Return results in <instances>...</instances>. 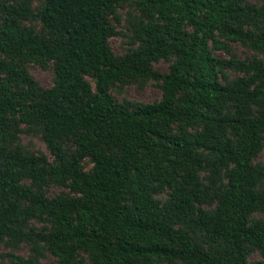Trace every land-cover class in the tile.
Segmentation results:
<instances>
[{"label":"trees","instance_id":"trees-1","mask_svg":"<svg viewBox=\"0 0 264 264\" xmlns=\"http://www.w3.org/2000/svg\"><path fill=\"white\" fill-rule=\"evenodd\" d=\"M122 1L44 0L47 36L21 30L18 19L31 14L29 3L7 6L0 52L20 61L53 60L56 78L43 88L14 59L0 60L6 73L0 120L9 124L11 113L41 124L55 161L0 144V237L42 241L59 264H83L81 249L97 264H264L248 260L253 246L264 253V220L252 219L264 210V164L253 162L264 141V62L221 60L209 46L222 32L252 41L264 54V28H244L245 20L264 23V9L245 0H137L150 19L138 24L147 36L139 50L118 57L107 15ZM171 54L177 59L169 73L151 69ZM226 66L250 74L224 84L219 69ZM152 75L163 81L157 102L132 108L111 92L119 80ZM178 120L203 128L172 134ZM65 137L75 141L74 152L63 145ZM197 148L215 153L208 184L200 175L207 157ZM87 157L94 162L89 172L81 168ZM48 180L69 184L78 195L49 198L41 188ZM164 186L173 188L166 202L154 195ZM44 214L53 221L49 231L22 228ZM188 228L202 231L203 241Z\"/></svg>","mask_w":264,"mask_h":264},{"label":"rangeland","instance_id":"rangeland-1","mask_svg":"<svg viewBox=\"0 0 264 264\" xmlns=\"http://www.w3.org/2000/svg\"><path fill=\"white\" fill-rule=\"evenodd\" d=\"M27 2L31 7V14L27 17L18 19V23L22 31L32 29L41 36H47L48 31L43 26L40 18V12L44 6V0H0V28L4 26L5 19L9 17L6 8L10 4L19 5ZM245 4H254L264 9V0H245ZM108 21L115 27L116 34L109 38V44L113 52L118 57H124L139 50L144 45V38L147 36L144 31H140L138 24H145L150 19L146 11L142 8L137 0H127L117 3L107 15ZM183 28L192 32L191 24H184ZM245 29L260 31L264 28V23H256L253 20H245ZM215 37L218 43L210 41L211 52L221 60H238L246 63L264 62V54L261 49L257 48L250 40H234L222 32H216ZM14 59L15 65L24 67L26 71L35 79L36 83L45 88L51 87L55 83L56 72L53 60H48L43 64L37 60L20 61L14 56L0 52V60L11 61ZM174 54L162 56L154 60L151 69L160 74H167L176 61ZM249 71L237 67L226 66L219 69V76L224 84H231L234 80L249 76ZM6 75L0 70V82ZM86 79L95 87V78L86 75ZM18 83L16 89L19 88ZM163 81L156 76L138 77L133 79L119 80L111 88V92L115 99L129 107H137L145 103L157 102L162 98ZM182 102L179 99V104ZM5 118L9 124H4L0 120V144L6 146L9 150H19L25 154H34L45 156L48 162H54V155L51 153L43 135L41 124H29L21 120L19 114L7 113ZM202 124L188 125L184 121H173L170 124V132L172 134L183 133L193 135L202 130ZM230 137L232 142L236 144L238 136L235 131L230 129ZM63 145L69 153L76 150V144L73 138L65 137ZM199 152L206 155L207 161L204 168L201 169L200 175L204 183H209V175L211 173L210 161L215 157V153L204 148H197ZM255 164H264V141L261 149L254 157ZM1 166V159H0ZM94 162L90 157L83 159L81 168L84 171H92ZM23 184L33 186L31 179L25 178ZM35 186V185H34ZM259 187L264 189V179L259 183ZM41 188L45 191L49 198L58 195L76 196L78 192L69 184H63L56 181L48 180L42 183ZM173 188L164 186L162 189L154 192L155 197L162 202H166L171 197ZM205 207L213 208L216 203H205ZM253 220H264V210H258L252 213ZM52 218L46 214L40 217H33L26 220L22 224V228L26 230L49 231L53 228ZM188 231L195 235L199 241H203L204 233L202 231ZM78 257L83 260V264H97L90 253L86 249L78 252ZM249 261L264 260V253L261 248L253 246L248 255ZM0 264H59L58 257L52 253L47 245L42 241H33L31 239H16L10 235L0 237ZM156 264H190L183 260L166 261L164 259L156 260Z\"/></svg>","mask_w":264,"mask_h":264}]
</instances>
